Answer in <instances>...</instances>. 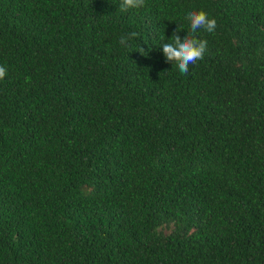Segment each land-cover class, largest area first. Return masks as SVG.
Instances as JSON below:
<instances>
[{"label":"trees","instance_id":"trees-1","mask_svg":"<svg viewBox=\"0 0 264 264\" xmlns=\"http://www.w3.org/2000/svg\"><path fill=\"white\" fill-rule=\"evenodd\" d=\"M121 3L0 0V264H264V0Z\"/></svg>","mask_w":264,"mask_h":264},{"label":"clouds","instance_id":"clouds-1","mask_svg":"<svg viewBox=\"0 0 264 264\" xmlns=\"http://www.w3.org/2000/svg\"><path fill=\"white\" fill-rule=\"evenodd\" d=\"M144 3L145 0H122L119 8L121 11H125L129 8L143 6ZM186 18L190 23L191 34L181 38L178 35L180 28H177L167 40H165V37H161V47L166 60L175 62L180 73L185 75L189 71L190 64H195L199 59L203 58V54L207 47V41L197 39L194 34L199 29H204L209 33L214 32L217 26L215 18H209L208 14L203 10H192L187 13ZM136 36H138V33L132 32L128 37H121L120 43L127 47L126 40ZM140 52L144 53L143 48ZM5 75L6 68L0 66V79H3Z\"/></svg>","mask_w":264,"mask_h":264},{"label":"rangeland","instance_id":"rangeland-1","mask_svg":"<svg viewBox=\"0 0 264 264\" xmlns=\"http://www.w3.org/2000/svg\"><path fill=\"white\" fill-rule=\"evenodd\" d=\"M170 226H171L170 223H164V224L162 223L158 225L157 228L163 232H166L169 230Z\"/></svg>","mask_w":264,"mask_h":264}]
</instances>
